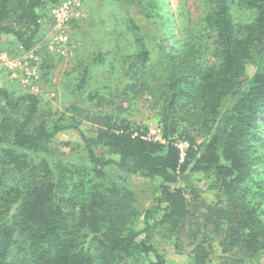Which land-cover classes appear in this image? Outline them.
Returning <instances> with one entry per match:
<instances>
[{
    "label": "trees",
    "instance_id": "trees-1",
    "mask_svg": "<svg viewBox=\"0 0 264 264\" xmlns=\"http://www.w3.org/2000/svg\"><path fill=\"white\" fill-rule=\"evenodd\" d=\"M13 1L0 0V52L5 36L15 37L25 50L33 48L41 29L40 9L65 0H17L28 20L24 31L11 22ZM203 2L205 27L199 25L193 34L183 17L178 46L159 48L163 70L145 71L153 82L144 89L160 91L155 108L161 139L131 120L140 89L125 74L131 67H149L151 58L140 38L135 41L141 47L115 55L112 72L119 83L101 93L92 108L69 106L72 116L58 115L36 93L0 87V264H129L142 255L152 256L151 264H168L143 237L150 228L139 230L129 223L136 218L132 193L110 180L107 169L113 166L160 179L145 219L162 211V223L172 232L194 215L178 184L189 169L213 172L223 196L209 221L213 232H223V258L240 263L264 253V179L259 178L264 174V59L253 73L248 71L264 56V0ZM142 5L153 12L146 1ZM236 7L250 10L251 18L235 20ZM106 54L97 59L105 60ZM55 66L49 65L47 76ZM79 72L80 96L90 66L81 65ZM83 119L100 125L94 137L80 129ZM73 127L80 129L87 151L82 170L53 165L41 153L47 142ZM181 143H187L184 158ZM98 147L105 152L98 153ZM89 239L97 243V256L86 246ZM208 241L205 235L197 261L189 264L210 257Z\"/></svg>",
    "mask_w": 264,
    "mask_h": 264
},
{
    "label": "rangeland",
    "instance_id": "rangeland-1",
    "mask_svg": "<svg viewBox=\"0 0 264 264\" xmlns=\"http://www.w3.org/2000/svg\"><path fill=\"white\" fill-rule=\"evenodd\" d=\"M143 1L149 3L153 12L144 10ZM81 2L80 13L66 25H59L54 20L52 10L56 6L53 4H47L40 9L41 29L35 38L37 41L35 46L29 50H25L15 37H4L2 46L4 50L0 52V87L6 86L16 93H36L43 98V104L52 107L58 115L66 113L72 116L74 113L67 111L69 106L78 103L92 108L101 93H108L113 84L119 83L116 73L112 72L115 55L119 52L128 55L132 50L141 47L135 41V38H140L145 48L150 51L151 58L148 61L149 67L145 66L137 71L131 67L125 74L130 78V82L140 89V94L132 106L131 120L146 126L152 138L161 139L163 131L155 108L156 94L160 91L157 88H153L155 92L144 89L153 82L145 71L151 70L150 68H154L155 73L163 70L158 62L159 48L164 46L171 50L178 46L182 38L183 17L189 22L193 34L199 25L205 24L203 0H81ZM10 8L14 27L26 30L28 20L19 9L17 0L11 3ZM233 12V17L237 21L251 18V11H246L243 7H236ZM99 29L102 33H99ZM99 53H108L105 60L97 59ZM263 59L264 56L258 57L256 64L248 69L249 73H253L263 63ZM83 64L90 66V72L84 92L79 96L76 86L80 80L79 68ZM49 65L56 66L47 76ZM107 101L108 99L106 103ZM79 126L91 137H94L96 130L100 128L99 124L87 119H83ZM80 129L75 127L67 129L47 142L41 152L44 159L53 165L68 164L69 167L72 164L76 169L85 168L88 156ZM204 140L199 138L198 142ZM97 152L105 151L98 147ZM106 155L111 154L107 152ZM107 170L113 183L125 187L132 193L130 205L136 212V218L129 223L139 230L146 225L150 228L143 237L164 255L168 264L196 262L198 257L196 251L205 235L212 247L210 257L203 256L205 259L202 264H264V253L245 257L240 263L229 262L223 258L225 256L221 253L222 246L219 242L223 232L219 231V234L213 232V222L209 221L213 211L220 207L218 205L223 196L213 172H192L189 169L186 180L178 184L186 190L194 215L181 230L172 232L162 223V211L158 210L149 217V220L145 219L147 211L152 209L158 195L159 178L141 173H127L115 166ZM259 178L264 179V174H260ZM205 232L207 234H204ZM86 246L94 256H97L96 242L89 239ZM152 262V256L142 255L131 259L129 264Z\"/></svg>",
    "mask_w": 264,
    "mask_h": 264
},
{
    "label": "built area",
    "instance_id": "built-area-1",
    "mask_svg": "<svg viewBox=\"0 0 264 264\" xmlns=\"http://www.w3.org/2000/svg\"><path fill=\"white\" fill-rule=\"evenodd\" d=\"M81 6V0H65L52 10V16L57 24L66 25L68 22L78 16L81 11ZM186 144L187 143H181L179 145L182 157L185 154L184 148L187 147Z\"/></svg>",
    "mask_w": 264,
    "mask_h": 264
}]
</instances>
